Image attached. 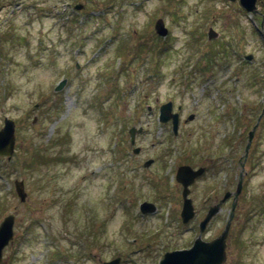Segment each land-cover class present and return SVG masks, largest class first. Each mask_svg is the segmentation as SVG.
I'll return each mask as SVG.
<instances>
[{
  "label": "rangeland",
  "instance_id": "374dc122",
  "mask_svg": "<svg viewBox=\"0 0 264 264\" xmlns=\"http://www.w3.org/2000/svg\"><path fill=\"white\" fill-rule=\"evenodd\" d=\"M237 2L0 0V127L12 118L16 143L11 159L0 157V221L16 212L0 264H100L116 256L120 264H157L166 251L191 245L198 229L164 212L170 202L162 194L179 195L164 164L217 157L191 187L194 220L201 219L209 196L215 203L234 190L247 130L264 101V0L253 13ZM158 18L169 33L157 40ZM208 26L219 32L211 41ZM168 100L182 115L180 138L156 122V104ZM191 112L192 130L184 122ZM133 125L145 132L132 146ZM248 152L225 264H264L263 119ZM145 156L156 159L149 172L134 168ZM15 179L24 182L25 201ZM144 200L160 208L141 214ZM220 209L204 239L223 229L230 201Z\"/></svg>",
  "mask_w": 264,
  "mask_h": 264
},
{
  "label": "water",
  "instance_id": "95a60500",
  "mask_svg": "<svg viewBox=\"0 0 264 264\" xmlns=\"http://www.w3.org/2000/svg\"><path fill=\"white\" fill-rule=\"evenodd\" d=\"M235 1V0H234ZM255 1L256 0H239L238 3L241 4L246 10L254 11L255 10ZM155 28L158 33L164 34L166 32L163 22L161 19H158L155 25ZM212 29L209 30V34L215 35L214 32H211ZM208 34V35H209ZM65 80L61 81L56 89H59L63 86ZM172 109V103L167 102L161 105L160 112H161V119L163 121L168 120L172 117L174 129L176 130L177 127V113H169ZM14 122L11 119L5 118L4 126L0 129V155H6L10 157L14 147ZM256 128V125L253 127V130ZM253 130L249 132V139L248 145L252 139ZM131 133V140L133 141V137L135 134L134 128L129 130ZM202 169L194 170L191 169L188 165H182L178 169L177 179L181 181L184 185L183 189V196H184V204H183V211L182 216L183 220L187 221L190 217L193 216L194 211L191 204V200L187 198V194L189 192L188 185L193 182L194 178L201 174ZM241 181H242V174L240 176V180L238 182L236 195L239 193L241 189ZM16 190L18 196L21 200L25 198V192L23 187V183L16 181ZM229 196V192L225 194V197ZM224 197V198H225ZM236 197V196H235ZM234 197V198H235ZM236 199V198H235ZM146 204V203H144ZM143 207V206H142ZM217 206L212 207L206 217L201 222V229H205V226L212 215L217 211ZM13 221H14V214H10L6 216L3 221L0 223V261L2 258V250L5 245L11 240L13 235ZM229 228V223L226 225L224 231L216 237V239L210 241H203L201 237H198L191 248L183 249V250H173L166 252L163 258L158 262L159 264H221L225 259V246H226V236ZM118 258L111 260L110 262H105L104 264H117Z\"/></svg>",
  "mask_w": 264,
  "mask_h": 264
},
{
  "label": "flooded vegetation",
  "instance_id": "af4514ba",
  "mask_svg": "<svg viewBox=\"0 0 264 264\" xmlns=\"http://www.w3.org/2000/svg\"><path fill=\"white\" fill-rule=\"evenodd\" d=\"M83 7H84V6H83ZM1 10H2V7L0 6V13H1ZM82 10H83V8H82ZM188 133H190V132H188ZM211 163H212V162H211V160H210V161H209V166H206V169L204 170V174L201 175V176L199 177L200 179L208 173L209 168L211 167ZM192 166L196 167V166H198V165H197V164H194V165H192ZM199 178H198L197 180H199ZM197 180H196L195 182H197ZM211 198H212V197L209 196V197L204 201V204H205L207 207H209V205L211 204V203H209V199H211ZM217 199H218V197L215 196L214 199H213V201H216ZM177 206H178L179 209H180V206H181L180 201L175 202V204L173 205L174 209L177 210ZM179 209H178V210H179ZM178 210H177V211H178ZM195 210H197V208H196ZM197 213H198V210H197ZM196 215H197V214H196ZM194 219H195V218H194ZM199 221H200V219L197 220L196 224L199 223ZM193 222L195 223V220L192 221V222H190V223L188 224V227H189V228L193 225Z\"/></svg>",
  "mask_w": 264,
  "mask_h": 264
}]
</instances>
